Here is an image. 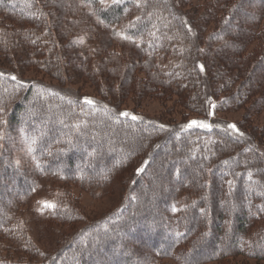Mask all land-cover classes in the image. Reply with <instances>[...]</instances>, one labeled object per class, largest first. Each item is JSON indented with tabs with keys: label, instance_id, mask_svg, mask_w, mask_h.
<instances>
[{
	"label": "trees",
	"instance_id": "obj_1",
	"mask_svg": "<svg viewBox=\"0 0 264 264\" xmlns=\"http://www.w3.org/2000/svg\"><path fill=\"white\" fill-rule=\"evenodd\" d=\"M61 1L68 7V0H0V15L19 32L15 41L27 48L18 64L41 66L65 84L61 70L70 62L91 82L104 83L105 92L79 95L22 81L0 67V120L5 122L0 126V246L11 252L0 255V264L264 260V151L253 133L219 119L212 109L246 105L255 111L264 104V0H206L198 13L184 11L187 0H120L118 5L70 0L67 20L80 16L88 28L94 18L103 30L117 27L122 36V50H107L103 41L98 50L105 53L96 62L43 57L51 41L41 34L61 19ZM129 87L136 98L147 92L161 100L176 95L194 117L170 127L121 111L117 107ZM253 91L261 94L250 100ZM193 121L212 128L187 127ZM233 124L236 131L228 127ZM18 138L30 143L29 168L17 163L19 147L12 149V140L19 145ZM129 169L135 179L121 180ZM147 179L157 185L143 188ZM50 181L60 186L52 185L46 200L37 197ZM69 185L92 194L118 186L125 195L115 212L89 220ZM29 204L51 253L38 247L34 233L16 216L15 206Z\"/></svg>",
	"mask_w": 264,
	"mask_h": 264
},
{
	"label": "rangeland",
	"instance_id": "obj_2",
	"mask_svg": "<svg viewBox=\"0 0 264 264\" xmlns=\"http://www.w3.org/2000/svg\"><path fill=\"white\" fill-rule=\"evenodd\" d=\"M112 2V0H108ZM189 6L184 8V11L187 13L197 11H203V4L206 0H187ZM68 7L67 1H61L58 5V10L60 9L62 13V17L59 21H57L52 27H48V31L44 29L41 36L44 38H49L51 41L50 46L46 49V53L43 57H66L67 62L72 58L71 57H82V58H89L91 61L96 62L97 58L99 59L102 57V53L99 52L103 45V41H105V47L108 45L107 50L112 51H121L122 47L120 46L119 42L122 40V36L118 33L117 27H112L114 29L112 31L103 30L97 22L93 19L88 18V21H92V26H86V21L77 16V20L75 19H68L65 16L69 6L70 0H68ZM72 5V4H71ZM67 7V10L65 11ZM199 8V9H197ZM198 13V12H197ZM58 15V14H57ZM59 16V15H58ZM57 16V17H58ZM9 23L5 17L0 15V67L3 69H8L12 73L18 75L19 79L25 82H43L46 84L54 85L60 87L62 89H66L77 93L79 95L84 96H91V97H100L99 91H104V88L101 89L104 85L101 82L97 84L96 82H91L88 78L86 73L80 70V68L74 64L72 67L67 65L65 68L61 70L63 80L65 84H61L60 80L53 78L51 75L45 73L46 71L44 68H40L41 66L35 68V64H29L25 67L19 66V62L23 59V54L21 51H26L27 48L21 46L22 42H16L15 36L19 33L18 31H13L9 29ZM14 29V28H12ZM117 29V30H116ZM9 33V34H7ZM10 37L7 38V35ZM68 43V45H66ZM6 46L7 48H4ZM9 47V48H8ZM23 47V48H22ZM45 49V48H44ZM19 50L20 52H18ZM41 53V52H39ZM101 53V54H100ZM26 57V56H24ZM25 60V59H24ZM48 60L47 62H49ZM118 63L123 62L122 58L117 60ZM114 64L115 61L112 59L107 63V66L110 64ZM17 64V65H16ZM18 66V67H17ZM80 70V71H78ZM105 71V68L102 69V72ZM110 83L109 80H107ZM106 81V84L108 85ZM104 82V81H103ZM120 84L115 82V85ZM127 95H125V99L123 102L117 107L119 110H130L133 113L143 115L150 120L161 121L166 123L168 126L172 127L178 126L181 123L189 120L190 118L194 117V114L189 112L183 106H180L178 103L177 96H173L168 99L161 100L156 96L147 94L143 95L141 98H136L133 93L130 92V87L128 88ZM260 91H264V88ZM261 94L259 91H253L250 94V100L254 97H257ZM255 95V96H253ZM253 96V97H251ZM114 98L117 95L114 94ZM248 102V106L250 103ZM251 104V103H250ZM250 107V106H249ZM246 105H242L240 108L231 111L230 109H223L220 112H215V108L213 107V114L215 113L217 116H220L219 119H222L226 122H236L241 126L242 129L246 130L249 133H253L257 138V143L260 148L264 151V104L261 108L252 111ZM5 122L0 120V126L4 127ZM20 140L19 145L16 144L15 140H12V149L19 147L17 153L15 155L18 164H22V167L28 166L31 167L32 161L30 160V156L28 157L29 153L31 152L30 143H25L23 145L22 138L16 139V141ZM169 145V144H168ZM11 150V148H10ZM98 153V150H97ZM162 153L159 155L161 156ZM86 163H90V159L86 158ZM81 165L78 166L77 170L80 169ZM133 171L129 169L126 171L122 176L119 178L122 180L124 177H129V182H131L133 176ZM122 177V178H121ZM4 182L7 183V179H4ZM145 182V179H144ZM178 183V181H175ZM56 186H60L59 183L56 182H45L43 188L39 191L37 197H40L44 200L49 198V194H52L54 188ZM151 185H157L154 180L147 179L146 183L143 184V188H149ZM69 189L72 191V195L75 197L76 204L78 205L79 209L83 212V214L89 220H96L99 218L104 217L106 214L110 212H115L119 209L121 205V196L125 195L118 186H113L111 188L106 187L102 189L94 190L95 192L92 194L88 191L78 188L77 186L69 185ZM1 200V198H0ZM1 203V201H0ZM16 216L26 223L29 229L34 233V237L38 242V247L42 249L45 253H51L52 245L51 243L44 237V230L42 226V222H40L37 217H35L33 206L26 205V206H15ZM78 225V224H77ZM77 225L74 226L76 229ZM45 228V227H44ZM73 229V228H72ZM72 229L69 227H62L61 231L65 232H72ZM40 235V238L38 237ZM4 241L0 239V244ZM143 251L145 250L142 249ZM0 255L3 256H11V252H7L4 246H0ZM191 261H197V259L192 258ZM229 264H264V260L257 261L253 259H249L247 257H237L229 259ZM161 264H172L170 261H162ZM201 264H220L218 262H204ZM222 264V263H221Z\"/></svg>",
	"mask_w": 264,
	"mask_h": 264
},
{
	"label": "snow or ice",
	"instance_id": "obj_3",
	"mask_svg": "<svg viewBox=\"0 0 264 264\" xmlns=\"http://www.w3.org/2000/svg\"><path fill=\"white\" fill-rule=\"evenodd\" d=\"M112 2L114 3V4H119L120 3V0H112ZM189 30H191V29H189ZM125 38H128V37H125ZM204 70V68H203V66L201 65V71H203ZM13 79H15V77H13ZM85 103H87V104H93L94 103V101H91V100H86L85 101ZM123 115L124 116H129L130 115V113H128V112H125V113H123ZM132 119L133 120H136V119H139V117H136V116H132ZM193 125H195V126H198V127H202V128H207V129H211L212 128V125L211 124H208V123H205V122H197V121H193L191 124H189V125H187V127H192ZM228 127H230V128H232L234 131H236L237 129H236V125H229ZM241 135H242V133H241ZM141 171H142V169H141ZM45 204H46V206L47 207H55V205H53V204H48L47 202H45Z\"/></svg>",
	"mask_w": 264,
	"mask_h": 264
}]
</instances>
